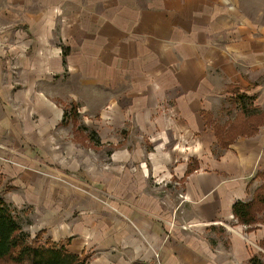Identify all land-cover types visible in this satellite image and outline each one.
Here are the masks:
<instances>
[{
    "label": "crops",
    "instance_id": "1",
    "mask_svg": "<svg viewBox=\"0 0 264 264\" xmlns=\"http://www.w3.org/2000/svg\"><path fill=\"white\" fill-rule=\"evenodd\" d=\"M67 68L77 84L54 92ZM68 93L116 130L136 121L164 140L143 173L175 167L116 178L109 204L84 220L58 216L54 237L71 239V253L90 264L157 254L161 264H252L264 225L240 223L233 207L251 201L264 170V0H0V147L52 141L56 99ZM238 93L255 110L239 128L256 130L223 147L217 132L240 114ZM230 100L236 114L217 122ZM175 177L180 190L166 188Z\"/></svg>",
    "mask_w": 264,
    "mask_h": 264
},
{
    "label": "rangeland",
    "instance_id": "2",
    "mask_svg": "<svg viewBox=\"0 0 264 264\" xmlns=\"http://www.w3.org/2000/svg\"><path fill=\"white\" fill-rule=\"evenodd\" d=\"M61 76L62 83L53 85L54 92L63 85L70 90L77 84L76 77L68 68ZM55 79L60 81L59 76ZM56 101L61 104L63 117L54 129L52 141L38 146L12 139L9 145L0 147V196L14 211L23 230L30 234L31 242L69 243L67 249L70 252L71 239L54 237L56 229L53 224L57 223L58 216L66 222L84 220L109 202L116 178L162 176L175 167L161 166L151 169V173H143L147 157L151 152L160 155L161 141L164 143V140L159 135H146L136 121L123 123L124 127L116 130L93 109H83L82 101L72 93ZM229 102L228 108L221 110L216 117L217 122H224L236 114V104L232 100ZM168 143L174 141L169 140ZM198 150L204 151L202 148ZM219 152H223L220 146L212 147L215 156ZM196 162L191 158L190 169L195 168ZM182 180L175 177L171 183H161L160 186L177 191ZM263 184L264 170L258 171L248 185L251 198ZM257 217L264 221L263 213L259 212ZM257 225L264 223L252 225V228ZM217 232L223 235L224 231L219 229ZM258 245L261 250L255 253V257L264 264V242H258ZM0 264L13 262L0 259Z\"/></svg>",
    "mask_w": 264,
    "mask_h": 264
},
{
    "label": "trees",
    "instance_id": "3",
    "mask_svg": "<svg viewBox=\"0 0 264 264\" xmlns=\"http://www.w3.org/2000/svg\"><path fill=\"white\" fill-rule=\"evenodd\" d=\"M240 101V114L236 117L230 130H219L217 137L224 142L223 147H228L230 142L239 135L252 134L256 128L249 126L247 130L239 128L245 118L253 116L252 97L238 93L236 97ZM191 169L189 168L187 174ZM251 201H238L233 207V214L240 223L252 227V225L264 223L257 217L259 212L264 215V184L254 193ZM30 234L26 233L20 224L14 211L0 196V259H8L13 264H90L89 256L71 253L67 249L69 243L51 242L40 244L31 242ZM252 264H263L254 256Z\"/></svg>",
    "mask_w": 264,
    "mask_h": 264
},
{
    "label": "built area",
    "instance_id": "4",
    "mask_svg": "<svg viewBox=\"0 0 264 264\" xmlns=\"http://www.w3.org/2000/svg\"><path fill=\"white\" fill-rule=\"evenodd\" d=\"M153 264H161L159 261V255H156L155 262Z\"/></svg>",
    "mask_w": 264,
    "mask_h": 264
},
{
    "label": "bare ground",
    "instance_id": "5",
    "mask_svg": "<svg viewBox=\"0 0 264 264\" xmlns=\"http://www.w3.org/2000/svg\"><path fill=\"white\" fill-rule=\"evenodd\" d=\"M233 230V229H232Z\"/></svg>",
    "mask_w": 264,
    "mask_h": 264
}]
</instances>
